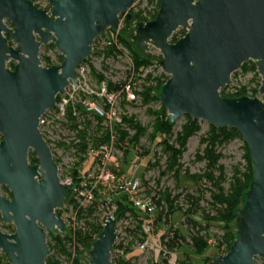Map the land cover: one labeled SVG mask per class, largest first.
I'll use <instances>...</instances> for the list:
<instances>
[{"label":"water","instance_id":"water-1","mask_svg":"<svg viewBox=\"0 0 264 264\" xmlns=\"http://www.w3.org/2000/svg\"><path fill=\"white\" fill-rule=\"evenodd\" d=\"M135 1L49 0L47 11L31 0H0V217L14 226L12 233L0 231V251L10 264H46L47 232L65 228L56 210L68 184L60 182L39 117L75 81L101 31L118 30L120 15L131 19ZM172 36L179 38L172 42ZM131 40L141 51L149 44L159 50L156 65L168 78L157 97L170 122L187 115L241 136L252 180L235 211L236 237L227 252H215L212 264H256L264 255V0H160L153 19L134 24ZM50 42L63 60L45 67L38 52ZM248 60L260 77L259 94L222 96L220 89ZM115 240L116 222L107 215L86 264H113Z\"/></svg>","mask_w":264,"mask_h":264},{"label":"trees","instance_id":"trees-1","mask_svg":"<svg viewBox=\"0 0 264 264\" xmlns=\"http://www.w3.org/2000/svg\"><path fill=\"white\" fill-rule=\"evenodd\" d=\"M32 2L34 0H31ZM160 4V0H156L155 6L153 7L151 12L145 14L143 9H138L136 11L133 10V6L128 10L131 13V19L127 20L126 17L120 15L123 20V26L120 29L122 31V35H129V39L126 40L123 36H119L118 40L121 45L128 50L131 63L133 65V69L142 73L144 69L151 64L150 56H144L142 52L136 50L134 48V44L136 43L131 40V36L133 33V26L136 22L139 21H148L155 17V14L158 10ZM182 35L185 31H181ZM180 35V36H182ZM179 37L172 36L171 41L174 42ZM49 47H55L54 43H49ZM137 46V45H136ZM138 48V47H137ZM115 48L113 46H107L105 50V55H110ZM144 52V51H143ZM41 60L44 62L45 67H49L54 65L55 63L50 60L48 56L42 55ZM63 60L62 55L57 56V63L60 64ZM87 58L84 60L86 61ZM10 67L13 66L12 62L8 64ZM243 71H252L255 73L256 67L255 63L252 62L249 66H246L245 62L242 64ZM92 75L97 79V81L102 80V76L94 71L93 68H90ZM130 76V70L128 71ZM256 75V74H255ZM151 75L148 74L147 78H150ZM168 77H164L161 81L157 80L154 85H142L139 94L142 97L144 103H148L150 101H157V93L164 83V81ZM107 90L108 91H117L122 88L119 83L112 82L107 80ZM259 86V84H258ZM258 86L253 90V93L250 97H253L254 94L258 91ZM220 94L224 97H239L247 95L244 87L236 90L235 92H226L225 87L220 89ZM123 100L121 104L125 103L124 94ZM59 97L57 96L55 101H57ZM155 115L153 121L150 124V132L147 133V126L141 125L137 120H135L132 116H122V124L123 126L118 129V139L120 145L125 149V153L128 151V148L132 147L135 153L139 156L147 155L150 152V148L144 145H140L138 148L136 146L140 143V138L147 134L148 140L151 144L154 143V140L159 139L157 146H161V154L158 155V151H155L154 162L150 165V168H157L159 171V177H162L166 174H171L174 178L175 182H181L184 180L191 181L194 183L197 188V195L195 194H185V199L188 204L187 208L183 210V215L186 218V222L188 223L191 232H190V244L189 247L191 251L195 255H201L204 253L206 248L208 247V238L210 236L209 227L211 222H216L219 224L220 229L223 231L220 240L217 242L216 246L220 249V253L223 254L229 250L232 242L236 237L235 231V221L236 215L235 211L238 209L244 202L245 192L248 189V186L252 180V167L248 158V150L245 144L243 143V160L244 166L242 169H239L238 166H233L232 175L228 182V186L225 188L222 184L225 181L224 168L219 164L222 154L218 151L219 147L229 143L234 139H240L242 141L239 133L232 127H223V128H213L208 126L207 132L202 135L199 139L198 148L195 153L196 161H204L205 168L202 173H189L188 169H183L182 164L179 162L182 154L186 150V144L190 137L195 135L200 130V125L197 120L191 119L189 116L185 115L186 121L181 125L178 131H174V124L169 121L168 115L162 105L160 104L159 109L153 111ZM68 119H70L68 117ZM86 130H90L91 134L87 135ZM96 130H92L90 128V122L84 121V128L78 131V137L82 141L80 144V148H83L86 145V138H93V135H96ZM132 132V134H129ZM87 136V137H86ZM173 138L170 141V138ZM90 139L92 144H96L98 139ZM102 141V140H100ZM243 142V141H242ZM139 153L137 152V150ZM163 163H161V159ZM29 163L35 164L36 158L32 152L28 154ZM124 161H126L124 159ZM217 172V174H216ZM204 181L205 184H209L208 188H201L199 183ZM3 191L6 194H10L8 189L2 186ZM210 194V209L205 211V209L199 206V200L202 197V191L207 190ZM146 194L151 196V198L155 201V204L158 208V218H164V222H168L170 220L171 214L175 210H181V208L177 205V200L179 198V194H171L169 189H153L151 187H147L145 189ZM69 197L68 193L65 196V203H67ZM71 200L69 199V202ZM114 203L116 204V210L114 212V219L117 221L119 216L124 214L125 211H130L131 214H134V211L126 204V197L124 195H120L118 199L113 198ZM68 202V203H69ZM200 212V220L195 219V215ZM56 213L61 215V210L57 209ZM96 213L95 207H89L85 212L82 210L78 212V220H82L83 225L77 227L74 233L69 232L68 236L59 237L53 236L52 232L47 233L53 242V245H59L62 249V252L70 258V252L63 249L65 243L72 242L78 247H83L87 251H89L92 242L96 239L98 234L102 229V222L98 220V217L94 215ZM158 220V219H157ZM137 230L142 234V229L140 223L137 224ZM13 231V230H12ZM170 234L162 235L161 242L165 246L166 250L171 251L172 249H176L181 245L185 244L184 237L178 233V231L170 230ZM49 246V250L52 249V244L47 243ZM120 245H115L113 249L119 247ZM76 247V249H77ZM121 247V246H120ZM79 250H77V254ZM4 258V262L0 261V264H10L9 259L5 254L2 255ZM165 259V258H164ZM71 264H79L78 257H74L71 260ZM111 261L113 264H127L126 261H122V259L111 257ZM46 264H57V261L54 259V256L48 255L45 259ZM163 264H168L167 260L163 261ZM177 264H191L189 256H187L184 260H180ZM205 264H212V259L205 262Z\"/></svg>","mask_w":264,"mask_h":264},{"label":"rangeland","instance_id":"rangeland-1","mask_svg":"<svg viewBox=\"0 0 264 264\" xmlns=\"http://www.w3.org/2000/svg\"><path fill=\"white\" fill-rule=\"evenodd\" d=\"M35 1V0H34ZM39 3L42 2L41 5L46 3V0H38ZM156 0H136L133 5V10L136 11L138 9H143L145 14L151 12L153 7L155 6ZM41 7V6H40ZM43 8L47 9L46 5ZM130 13V11H128ZM120 17V16H119ZM123 26V20L120 17L119 19V29H118V37L123 36L126 40L129 39V35H122V31L120 30ZM110 29H104L94 40L95 44L92 45V51L90 55L87 57L85 61V67L88 70V79L89 82L94 85H97L98 82H104L107 84V80H110L115 83L129 84V96L126 97L125 103L122 105L121 102L123 100L122 94L119 96L117 100V111L122 116L123 114L126 116H132L135 120H137L141 125L147 126V133L150 132V124L153 121L155 115L153 111L159 109L160 102L150 101L148 103H144L141 95L139 94L142 85H154L157 80H162L164 77H168L167 74L163 73L162 70L156 65L158 61V55H160L159 50L154 46L149 44L148 49L146 51L138 50L137 46L134 44V48L143 53L144 56H150L151 64L147 66L142 73H138L133 69L132 63H129V52L127 53H118L116 50L113 51L110 55H105L106 47L104 45V41L107 38H110L112 35L109 32ZM119 41V40H118ZM93 42V43H94ZM49 43L42 44L40 46L38 54L40 56L45 55L50 58L54 65H57V56L60 55L55 47H49ZM121 51V50H120ZM122 52V51H121ZM129 56V57H128ZM161 56V55H160ZM253 61L248 60L245 62L246 66H249ZM90 68H93L98 74L102 76V80L97 81V79L92 75ZM130 70V76L128 71ZM150 74L151 77L147 78V75ZM256 74V75H255ZM157 79V80H156ZM260 83V77L255 71H243L242 65L239 69L234 71L230 77V83L225 86L226 92H235L241 87L245 88L247 94H252L253 90L256 89L258 84ZM255 94H259L258 91ZM262 100L264 101V96L260 95ZM135 99H134V98ZM134 100H133V99ZM61 102V101H60ZM59 98L56 103H60ZM72 105L75 107L79 104H76L75 100H72ZM67 106V105H66ZM77 110H80L77 108ZM83 120L86 121V117L83 115ZM186 121L185 115L180 116L174 124V131H178L181 125ZM200 125V130L198 133L190 137L186 144V150L182 154L179 162L182 164L183 169H188L189 173H202L205 168L204 161H196L195 153L198 148L199 139L202 135H204L207 130L209 124L202 120H197ZM132 134V132H129ZM60 137V135H58ZM55 138V136H54ZM174 136L170 138L172 141ZM159 139H155L154 143L151 144L148 140L147 134L140 138V143L136 146L138 148L140 145H144L150 148L151 154L155 151H158V155L161 154V146H157ZM139 153L138 149H136ZM218 151L222 154L219 164L224 168L225 181L223 182V186L226 188L228 186V182L232 175L233 166H238L239 169H242L244 166L243 160V142L240 139H234L227 144H224L219 147ZM55 154V152H53ZM130 157V155H129ZM57 160L56 157L54 158ZM129 159V158H128ZM132 159V158H131ZM163 158L161 159V163H163ZM130 162V161H129ZM147 161H143L140 164L138 174L144 172V163ZM131 163V162H130ZM217 174V172H216ZM145 175V179L149 182V186L153 189H162L167 188L171 192V194H179V198L177 200V205L181 208V210H175L168 222H163L162 217L159 219L158 214L156 212L153 213L152 217L155 219V223L153 224L154 235H152V239L149 241L148 250L140 251L137 248V244L139 243L142 235L139 230H137V222L140 224H148L147 218L143 214L135 213V220L131 219L127 222H122L117 225V238L115 241V245H120L113 249L111 253V257L121 258L122 261H126L127 264H163V261L166 259L168 264H177L180 260H184L187 256L190 258L191 264H205L206 261L211 260L215 255V252H220V249L217 248L216 244L220 240V237L223 231L220 229V226L216 222H211L209 227L210 236L208 238V247L201 255H195L190 247V232L191 229L186 222V218L183 215V210H185L188 206L185 194H195L197 195L196 188L197 186L191 181L184 180L176 183L171 174L163 175L159 177V171L157 168L149 169L148 173H143L142 176ZM201 188H208L209 184H205L204 181L199 183ZM206 186V187H205ZM1 195L6 197L4 192L1 189ZM120 196H114V199H118ZM69 199L67 203L64 201L65 209L61 211L62 217L71 216L69 210ZM210 194L208 189L202 191V197L199 200V206L205 211L210 209ZM107 204L102 205V208L99 210L96 208V215L98 220L103 222L107 217V213L112 211L111 204L106 202ZM130 212V211H129ZM131 213V212H130ZM200 212L195 215V219L200 220ZM139 218V219H138ZM158 219V220H157ZM138 220V221H136ZM157 220V221H156ZM177 230L179 234H181L185 239V244L181 245L176 249H172L171 251H167L169 253L165 257L160 255V250L163 248V244L161 242V236L170 234V230ZM14 231V226L10 223H6L2 221L0 217V231L5 233H12ZM49 233V232H47ZM69 230H65L63 232H59L55 230L52 232L53 236L64 237L68 236ZM150 235L151 234H147ZM46 242L53 245V242L49 236L46 234ZM74 243V240L70 243H65L63 249L70 252V258L67 257L66 254L62 252V249L59 245H53L50 250L49 255L54 256V259L57 261V264H71V260L74 257H78L79 264H86L89 256L88 251L83 247H77ZM77 250L79 253L77 254ZM3 253L0 251V261L4 262ZM165 258V259H164ZM256 264H264V255L256 256L255 258Z\"/></svg>","mask_w":264,"mask_h":264},{"label":"built area","instance_id":"built-area-1","mask_svg":"<svg viewBox=\"0 0 264 264\" xmlns=\"http://www.w3.org/2000/svg\"><path fill=\"white\" fill-rule=\"evenodd\" d=\"M33 3L42 9H45L43 6L46 5V10L50 11L49 0H46L44 5H41L42 2L39 3L38 0ZM109 32L112 36L104 41V45L113 46L118 53H127L118 41V30H109ZM94 44L95 42L93 46ZM129 63H131L130 58ZM129 89V84H124L121 89L111 92L107 90L104 82L91 85L85 61H83L76 68L75 81H70L64 93L58 95L61 102L55 103L54 107L47 109L39 117L38 129L49 146L53 159L55 157L57 159L55 162L60 182L64 185L68 184L71 216L60 215L65 224L64 231L69 230L74 233L77 227L83 225L82 220H78L79 211L85 212L89 207L100 210L102 205L107 204L106 202H109L112 207V211L107 214L114 219L116 204L113 197L124 195L126 204L134 211V214H143L147 218L148 224H140L142 238L137 244V248L144 251L148 250L149 241L154 235L155 219L152 215L154 212L158 214L155 201L145 191L147 187H150L149 182L145 179V175L142 176L143 173H148L149 169H153L150 165L154 162V156L151 153L139 156L132 147L125 153V149L120 145L118 129L123 126L124 114L121 116L118 113L117 100L121 94L122 96L124 94V99L128 98ZM72 100L79 105L76 107L72 105ZM83 115L86 121L90 122L92 130L98 128L96 135L92 137L99 141L92 144L89 139L91 137L86 138V145L80 148L82 141L78 137V131L84 128ZM90 132L86 130L87 135H90ZM143 161H147L144 163V172L138 174ZM64 209L63 205L60 210L64 211ZM134 217L129 211H125L115 221L116 227L122 222L135 220ZM162 220L164 222V218ZM159 253L162 257L169 254L164 245Z\"/></svg>","mask_w":264,"mask_h":264},{"label":"flooded vegetation","instance_id":"flooded-vegetation-1","mask_svg":"<svg viewBox=\"0 0 264 264\" xmlns=\"http://www.w3.org/2000/svg\"><path fill=\"white\" fill-rule=\"evenodd\" d=\"M12 63H13V62H12ZM8 64H9V63H8ZM8 64H7V65H8ZM8 66H9V65H8ZM11 67H12V66H11ZM0 139H1V135H0ZM1 189H2V186H1ZM2 191H3V189H2ZM3 192H4V191H3ZM4 194H5V196H6L5 198H10V194L8 195V194H6L5 192H4Z\"/></svg>","mask_w":264,"mask_h":264}]
</instances>
